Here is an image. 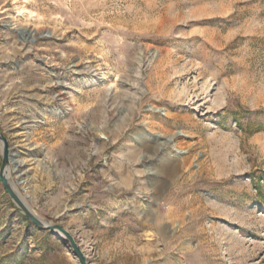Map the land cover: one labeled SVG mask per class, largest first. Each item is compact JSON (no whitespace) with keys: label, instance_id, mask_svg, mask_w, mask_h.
Instances as JSON below:
<instances>
[{"label":"rangeland","instance_id":"rangeland-1","mask_svg":"<svg viewBox=\"0 0 264 264\" xmlns=\"http://www.w3.org/2000/svg\"><path fill=\"white\" fill-rule=\"evenodd\" d=\"M0 131L89 264H264V0H0ZM0 264H78L1 184Z\"/></svg>","mask_w":264,"mask_h":264},{"label":"water","instance_id":"water-1","mask_svg":"<svg viewBox=\"0 0 264 264\" xmlns=\"http://www.w3.org/2000/svg\"><path fill=\"white\" fill-rule=\"evenodd\" d=\"M18 34L20 39L26 36L28 41H33V37H30L31 32L25 33L23 30H21ZM0 152V184L4 190V193L9 197L17 212L24 220L34 225L40 231L50 232L51 234L62 238L67 243L72 255L75 257L78 264H89L86 255L84 254L72 234L60 224L51 223L37 216L27 206L24 199L17 192L15 186L10 181L9 173L10 170L14 172L16 171L18 163L16 160V156L11 150L10 143L2 131H0ZM16 183L18 184V181H16Z\"/></svg>","mask_w":264,"mask_h":264},{"label":"bare ground","instance_id":"bare-ground-1","mask_svg":"<svg viewBox=\"0 0 264 264\" xmlns=\"http://www.w3.org/2000/svg\"><path fill=\"white\" fill-rule=\"evenodd\" d=\"M151 112H153V113H156V112H159V113H161V110H158V109H152V110H150ZM175 135H177V133L176 134H174V135H171V136H169L168 137V139L169 140H166L167 142H169V141H171L173 138H174V136ZM172 150L174 151V154H178V155H180V153L179 152H177V149H175V148H173L172 147ZM21 164H19V166H20ZM17 167H18V164H17ZM16 167V168H17ZM23 176V174L22 173H20V174H18L17 175V179H18V184H20L21 186H25V184H26V179L24 178V177H22ZM25 191H26V188H25ZM27 192V191H26Z\"/></svg>","mask_w":264,"mask_h":264}]
</instances>
